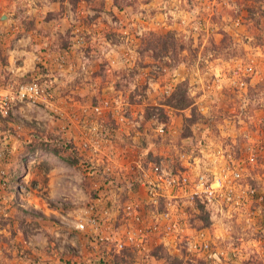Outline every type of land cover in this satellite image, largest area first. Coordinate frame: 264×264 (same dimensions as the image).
Wrapping results in <instances>:
<instances>
[{"label":"rangeland","instance_id":"rangeland-1","mask_svg":"<svg viewBox=\"0 0 264 264\" xmlns=\"http://www.w3.org/2000/svg\"><path fill=\"white\" fill-rule=\"evenodd\" d=\"M35 79L0 113V264H264V0H0V89ZM95 215L114 241L75 228Z\"/></svg>","mask_w":264,"mask_h":264},{"label":"built area","instance_id":"built-area-1","mask_svg":"<svg viewBox=\"0 0 264 264\" xmlns=\"http://www.w3.org/2000/svg\"><path fill=\"white\" fill-rule=\"evenodd\" d=\"M44 98H45V89L43 85L36 79L26 82V83H19L16 86L14 84H9L7 87L0 89V113L3 116H6L10 114L9 112L20 103L37 104L39 101L44 100ZM101 108L102 106L97 107V109L99 110ZM261 121L264 124V117L262 118ZM152 171H154V173L158 176V179L164 180V177H167L169 179L168 177L169 172L164 170L162 166L157 163L154 164ZM182 178L183 179L181 181L183 182L187 181V177L183 176ZM201 180L202 181L200 185L202 186V189L205 191V193L213 195V193L216 190L215 185L207 184L206 187L204 188V185H205L204 176L201 178ZM173 181H175V179L173 180L171 179L170 182H173ZM153 188L155 189L154 185H153ZM129 208H132V207L129 206ZM100 222H101V216L99 217L95 215L89 219L85 218V220L79 221L75 225V228L80 231H83L86 228H88V226H90L95 233V235L92 236V239H93L92 242L94 244H100V243L104 244L105 242L110 241V240L114 241L112 237H109V236L107 237L106 235H104V233H101L99 231ZM156 228L157 226L155 225L153 227V230H155ZM129 233L134 234V235L137 234L141 238L138 239L137 242H131L128 236L129 241L127 242V244L134 243L136 248L142 249L144 247L145 238L148 236V234L144 233V227L137 226L136 230H131V232ZM134 239L132 241H134ZM116 246L119 248V250H121L125 246V242L123 241L121 242V240L120 241L118 240V242L116 243ZM140 264H150V263L148 262V259H146L145 261H142Z\"/></svg>","mask_w":264,"mask_h":264},{"label":"trees","instance_id":"trees-1","mask_svg":"<svg viewBox=\"0 0 264 264\" xmlns=\"http://www.w3.org/2000/svg\"><path fill=\"white\" fill-rule=\"evenodd\" d=\"M169 41L171 40L167 37H160L157 40H155L156 43H152L151 46L155 49H160L161 51H167L169 49V43H170ZM172 41L175 42L174 39H172ZM169 103L170 104L172 103L171 105L173 107L183 108V109L188 108L193 104V99L190 97L185 83H180L177 86L173 95L171 96V100ZM187 121H189L190 123L195 122L194 118H188ZM64 142L57 143L55 142V140L53 141L51 139L44 140L43 138H40L32 142L31 147L33 148L39 147L49 151H53L55 154L60 156L62 159L68 161L69 163L73 164L74 166L77 165L79 158L75 155V152L73 150L71 151L69 150L70 152H68V154L64 153L65 151H68V149H71V147L73 146L72 143L69 142L66 143V141ZM126 248L128 249V247H125L121 252H119L118 257L127 250Z\"/></svg>","mask_w":264,"mask_h":264},{"label":"crops","instance_id":"crops-1","mask_svg":"<svg viewBox=\"0 0 264 264\" xmlns=\"http://www.w3.org/2000/svg\"><path fill=\"white\" fill-rule=\"evenodd\" d=\"M17 44L18 43H14V46H15V49H13L15 52H18V48H17ZM32 47V48H31ZM30 47V50L28 49H23L21 51V55L25 54L27 55L25 58H23V60H20L19 62H16V64H14V59H10V64H11V70L14 71V74L15 76H17V78H20V77H24V76H33L35 73L33 72L35 69H36V63H35V58H33V60H29L28 58H30V55L31 54H34L35 52L33 51V46ZM39 54V52H38ZM14 76V75H13ZM36 241L35 240H32L34 244H37V239L36 238Z\"/></svg>","mask_w":264,"mask_h":264}]
</instances>
